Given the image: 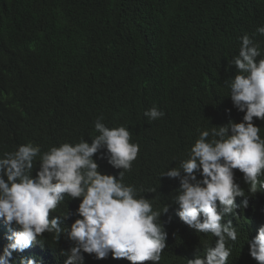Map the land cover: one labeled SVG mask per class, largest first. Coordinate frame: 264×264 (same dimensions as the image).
Returning a JSON list of instances; mask_svg holds the SVG:
<instances>
[{"label": "clouds", "instance_id": "9594fccd", "mask_svg": "<svg viewBox=\"0 0 264 264\" xmlns=\"http://www.w3.org/2000/svg\"><path fill=\"white\" fill-rule=\"evenodd\" d=\"M251 4L242 1L248 15L255 13ZM261 35L264 26L239 34L231 74L206 81L210 116L227 119L212 117L206 125L198 117L187 156L160 176L179 179V194L160 210L124 182L130 171L148 176L152 163L143 151L162 142L155 121L164 113L149 80H127L123 95L69 110L44 108L42 85L31 83L29 103L18 102L7 114L12 152L0 157V264H53L28 253L45 232L72 242L64 264H84L82 252L95 254L96 264H264ZM125 40L128 46L126 34ZM152 43L142 48L149 61ZM72 115L77 129L60 132L48 149L28 140V127ZM68 205L78 207L77 218L64 226Z\"/></svg>", "mask_w": 264, "mask_h": 264}, {"label": "trees", "instance_id": "16d2710c", "mask_svg": "<svg viewBox=\"0 0 264 264\" xmlns=\"http://www.w3.org/2000/svg\"><path fill=\"white\" fill-rule=\"evenodd\" d=\"M242 1L254 2L255 13L241 9ZM242 1L0 0V157L12 152L8 111L18 102L29 103L25 95L31 83L44 88L39 90L44 108L69 110L84 101H111L125 93L123 82L143 78L160 97L156 106L164 115L155 122L162 142L143 151L152 163L148 176L130 171L124 182L142 189L139 195L148 198L154 210L169 205L179 194V179L160 176L187 156L197 138L198 117L203 115L206 125L212 117L227 119L224 113L210 116L206 81L214 74L230 75L238 35L264 26V0ZM150 41L155 55L151 61L142 53ZM76 117L45 120L28 127L26 136L48 149L60 132L77 129ZM141 129L154 140L146 125ZM259 134L264 138V123ZM77 208L64 209L70 213L64 226L77 218ZM71 246L66 234L57 240L45 232L28 253L64 264ZM3 249L0 246V253ZM82 255L84 264H96L95 254Z\"/></svg>", "mask_w": 264, "mask_h": 264}, {"label": "bare ground", "instance_id": "6f19581e", "mask_svg": "<svg viewBox=\"0 0 264 264\" xmlns=\"http://www.w3.org/2000/svg\"><path fill=\"white\" fill-rule=\"evenodd\" d=\"M9 235H11V233ZM57 261H59V260H57Z\"/></svg>", "mask_w": 264, "mask_h": 264}]
</instances>
